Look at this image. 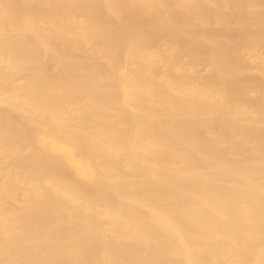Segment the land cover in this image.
I'll return each instance as SVG.
<instances>
[{
  "label": "bare ground",
  "instance_id": "1",
  "mask_svg": "<svg viewBox=\"0 0 264 264\" xmlns=\"http://www.w3.org/2000/svg\"><path fill=\"white\" fill-rule=\"evenodd\" d=\"M259 49L264 0H0V264H264Z\"/></svg>",
  "mask_w": 264,
  "mask_h": 264
},
{
  "label": "rangeland",
  "instance_id": "2",
  "mask_svg": "<svg viewBox=\"0 0 264 264\" xmlns=\"http://www.w3.org/2000/svg\"><path fill=\"white\" fill-rule=\"evenodd\" d=\"M257 58H258L259 61H261L263 63L262 65L264 66V51L262 49H259L257 51ZM194 67L196 69L198 68L197 70H199L198 71L199 74L202 73L204 71V69L206 68L204 65H202V63H200V65H199V63H196L194 65ZM250 71L251 70H248V72H250ZM263 92L264 91H262V89L260 87H257V91L255 93L256 95H254L252 98L255 99L256 101L260 100V98L264 97V93Z\"/></svg>",
  "mask_w": 264,
  "mask_h": 264
}]
</instances>
